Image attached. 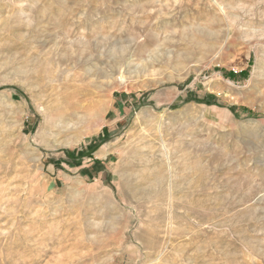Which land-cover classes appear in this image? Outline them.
<instances>
[{"label": "rangeland", "instance_id": "1", "mask_svg": "<svg viewBox=\"0 0 264 264\" xmlns=\"http://www.w3.org/2000/svg\"><path fill=\"white\" fill-rule=\"evenodd\" d=\"M15 2L0 264H264V0Z\"/></svg>", "mask_w": 264, "mask_h": 264}, {"label": "bare ground", "instance_id": "2", "mask_svg": "<svg viewBox=\"0 0 264 264\" xmlns=\"http://www.w3.org/2000/svg\"><path fill=\"white\" fill-rule=\"evenodd\" d=\"M16 2H15V0H0V57L2 58V60H0V69H5V68H7L8 66L11 65L10 67L14 68V70H16L15 72L22 73L26 78H28V77L31 78L32 73L30 72V69L28 68V66H26L27 60H30L28 51L25 50V48L23 47L24 44H21V42H19L14 37V32H13V30H14V22H15V20L13 22V18L15 16V14L25 15L24 11L16 9V4H15ZM26 17L29 18L28 15ZM31 27H32V25H31ZM24 51H25V53H24ZM34 70H35V68H34ZM42 75H44V74H42ZM67 75L69 76V74H67ZM40 78L42 79V77H40ZM51 80L53 82H55L56 78L51 79ZM64 80H65V78H64ZM72 82L75 83V81H72ZM27 87H28V85H27ZM33 88L34 87L32 86V87L28 88L27 91L32 96V98L37 101V103L39 105V108H40V110L42 111V113L44 115L48 111H56V112H58V110H60V108H62V104L61 103H59V102L55 103L54 102L55 101L54 98L56 97L55 96V91L57 90L56 89L57 86H56L55 83H54V85L51 83L50 86H44L43 88L40 89L41 91L38 94L32 92ZM48 90H49V92H48ZM48 93H51V95H49ZM57 97H59V96H57ZM45 98H47V99L45 100ZM66 102H64V103H66ZM64 115H63V112H61L54 122H49L47 124L48 127H46L45 125H42L41 126L42 131L46 132L47 134L54 135L55 133H58L60 131H65V130L71 128L72 125H73L72 122H71V121H73V118H71L69 116L66 117ZM72 115H74V114H72ZM79 116H80V113H79ZM0 122H1V124H2V122H4V119L1 118V117H0ZM75 125H77V124H75ZM5 126H6V124H5ZM2 127H4V126H2ZM55 128H58L57 132L54 130ZM5 131H6V129H5ZM42 139L40 140V145H42L44 147H47L48 144L46 143V141L44 139L43 140Z\"/></svg>", "mask_w": 264, "mask_h": 264}]
</instances>
